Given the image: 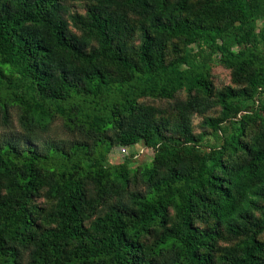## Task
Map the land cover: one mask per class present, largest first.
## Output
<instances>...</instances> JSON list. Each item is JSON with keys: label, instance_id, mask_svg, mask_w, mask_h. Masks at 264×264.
Listing matches in <instances>:
<instances>
[{"label": "trees", "instance_id": "16d2710c", "mask_svg": "<svg viewBox=\"0 0 264 264\" xmlns=\"http://www.w3.org/2000/svg\"><path fill=\"white\" fill-rule=\"evenodd\" d=\"M83 3L0 0V264H264V0Z\"/></svg>", "mask_w": 264, "mask_h": 264}, {"label": "rangeland", "instance_id": "374dc122", "mask_svg": "<svg viewBox=\"0 0 264 264\" xmlns=\"http://www.w3.org/2000/svg\"><path fill=\"white\" fill-rule=\"evenodd\" d=\"M65 7L68 9V14L70 15H74L76 13L83 14L85 12V6L83 0H65ZM71 27L72 26H70V28ZM71 29L74 30L73 28ZM137 44H138V40L135 41V45ZM181 53H182V48H179V46H171L167 52L169 59H173L174 57L180 55ZM212 74H213L214 83L219 89H224L225 87L232 85L231 73L221 65L213 66ZM215 113H217V111H215ZM202 122H203V117L198 115L194 116L193 127L195 128L196 133H201L204 130L201 126ZM19 128L20 127L16 122L14 131L20 132ZM5 134L6 132L3 133L0 130V138ZM61 134H62V127H61V123L58 121L55 124V129L52 132V136L50 137L57 140L61 137ZM44 139L45 138L43 137L39 142H37V145H41L42 143H44ZM135 154L138 156H136ZM153 158H154V151L140 144L134 148H130V147L115 148L113 152L110 154L108 158V162L110 164L117 165L125 162L127 159H130L132 160V163L130 164V168L134 169L139 165L143 166L151 163Z\"/></svg>", "mask_w": 264, "mask_h": 264}]
</instances>
